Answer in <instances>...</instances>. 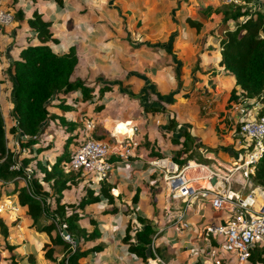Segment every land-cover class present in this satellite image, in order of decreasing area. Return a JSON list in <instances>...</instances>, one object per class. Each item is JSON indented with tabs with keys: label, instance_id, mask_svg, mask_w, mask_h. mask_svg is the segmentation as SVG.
Here are the masks:
<instances>
[{
	"label": "crops",
	"instance_id": "crops-1",
	"mask_svg": "<svg viewBox=\"0 0 264 264\" xmlns=\"http://www.w3.org/2000/svg\"><path fill=\"white\" fill-rule=\"evenodd\" d=\"M217 3L218 0L18 2L25 15L28 16L36 8L45 20L51 21L50 29L53 31V37L57 39L56 49L66 51L69 46L74 47L77 65L73 71V78L92 86L109 85L112 89L104 95L115 93L113 96L116 100L126 101L124 106L113 101L115 104L113 107L117 109L112 113L101 105L99 113L94 118L100 126L97 133L106 134L105 138L108 142L111 141V144L125 137L137 141L131 159L127 163L115 165L116 169L111 172L108 179L113 185L110 193L113 196L119 194L118 198L115 197L117 212L100 214V209L105 208L104 200L99 204H89L82 210L83 214L99 219L98 228L102 232L100 239L87 244L100 243L104 248L96 254L82 257L81 263L159 264L153 260L148 262L147 258L142 262L128 252L122 243V234L127 223H134V228L140 227L135 218L137 214L143 218L152 215L153 220L150 224L155 229L153 233L157 246L155 251L161 260L168 264H192L198 251L195 245L202 244L199 238L192 239L193 232L208 222L218 220L219 213L204 205L200 209L191 208L187 215L189 222L187 230L177 233L166 226L164 207L167 203L164 190H160L162 183L157 180L156 173L152 174V169L146 163L150 158L157 157L148 154L150 148L173 158V150L178 148L179 144L172 147V141L181 138L183 131H186L196 143V149L200 153L201 150L205 151L200 157H196L201 160L211 157L226 160L235 147V140L230 139L226 132L230 130L233 121L237 120L238 113L250 111L252 103L255 102L253 98H241L238 87L234 86L233 77L225 75L222 68L217 65L220 46L216 32L214 29L211 35V32L206 31L219 23V16L210 14L207 18H200L198 13L199 8ZM188 18L198 20L201 24L195 27ZM20 26L17 32L22 29L26 35L28 29L25 23H21ZM12 46H9L8 54L5 56L6 66L16 57L20 48ZM2 56L3 54L0 57ZM196 57L198 64L195 68ZM10 81L9 72V91ZM232 87H236L237 95L232 92ZM77 97L79 98V94L76 92L65 94L67 101H77ZM9 101L11 111V97ZM51 102L57 103L58 100L53 96ZM207 102L210 103V112L203 109ZM109 104L108 102L105 106L108 107ZM227 104L232 106L230 114L233 121H224L225 112L221 114L213 109ZM213 105L214 107H211ZM234 105L238 108L234 109ZM145 107H154L156 110ZM187 108H191L192 112L186 111ZM49 110L70 119H78L83 114L88 115V107H82L79 115H73L76 110L63 111L59 106H52ZM10 117L12 119L10 126H14L15 120ZM181 118L187 122L191 121L189 125H185L187 129L183 124L179 126L176 122ZM170 119L173 120L171 127H168V124L163 125L165 121L169 123ZM44 125L45 138L51 130L54 132L55 125L53 121H48ZM15 135L13 133V139ZM202 137L208 145H203ZM143 141L150 144L141 145ZM229 143H232V146L228 145ZM14 148L18 149L17 145ZM55 149L53 141L42 156L52 162ZM139 167L145 170L141 176ZM131 172L133 174H130ZM78 186L67 189L65 194L69 190L78 192L81 189L80 185ZM159 190L163 199L159 207L160 213H157V208L150 205L151 203L150 206L147 205L146 201H155L156 192ZM135 194L137 200L132 202ZM21 213L28 219L26 225L22 224V217L13 225L6 222L9 226L6 241L9 245L15 246L13 252L16 264H58L64 252L62 246L52 245L54 261L44 259L41 247L44 243H49V236L45 232L29 228L31 219L24 211ZM42 223L46 221L42 220ZM78 223L87 230L92 229V225L85 217ZM51 235H55L54 230ZM59 248L63 251L58 252ZM28 256H31L32 261H29Z\"/></svg>",
	"mask_w": 264,
	"mask_h": 264
},
{
	"label": "trees",
	"instance_id": "trees-1",
	"mask_svg": "<svg viewBox=\"0 0 264 264\" xmlns=\"http://www.w3.org/2000/svg\"><path fill=\"white\" fill-rule=\"evenodd\" d=\"M19 1L11 0V6L15 9L10 10V14L17 21L16 29L21 27V23H25L28 31L24 36L26 44L19 48L16 57L9 62L12 104L10 113L16 122L10 127V131L18 135L17 146L19 149H25L26 152L18 155L19 168H11L15 162V154L7 147L6 129L0 110V186L6 188L11 184L9 196L31 219L29 228L45 232L49 236V243H44L41 247L44 259L54 261L52 245L57 244L64 249L58 264H64L65 261L67 264H83L80 262L82 257L102 251L104 245L87 244L100 239L102 232L98 228L99 219L96 216L83 214L82 210L89 204H99L104 200L105 208L101 209L100 214L115 213L117 212L115 197L118 198L119 194L113 196L110 193L113 185L105 178L94 179L91 175L84 176L80 171L64 168L72 149L81 142L80 130L86 115H80L78 119H70L64 115H57L49 109L52 106H59L63 111H78L75 105L77 101H67L65 98V94L76 92L84 103L86 100H95L94 109L100 110L102 104L97 102L112 87L106 84L87 85L73 78V71L77 65L74 47L69 46L66 51L56 49L57 39L53 37V31L50 29L51 21L45 20L36 8L28 16L25 15L22 7L18 5ZM252 1L239 0L237 4L227 5L217 3L199 8L198 13L200 18H206L210 14L219 16L220 21L215 27L216 39L220 46L217 65L222 68L225 75L233 77V83L238 87L241 98L255 100L258 104L257 114L261 116L264 115V2L259 8H252ZM188 21L195 27L201 24L200 21L190 18ZM210 32L214 33V30ZM194 62L196 68L197 57ZM53 96L58 100L57 103L51 102ZM145 108L156 110L154 107ZM48 121L57 123L63 139L62 145L54 150L52 162L42 156L52 142L43 135L46 129L44 124ZM172 122L173 120L170 119L168 127L173 125ZM239 126V121H233L234 133L238 132ZM99 127L96 123L92 137L106 139V134L97 133ZM21 135L24 138H21ZM172 142L179 144V147L173 150V159L179 164L192 158L193 154L198 157L202 154L196 149V143L186 131L182 132L181 138H175ZM149 144L143 141L141 145ZM71 145H73L72 149L69 148ZM148 154L163 155L153 148H150ZM26 166L31 168L30 173L23 170ZM18 177H25V183L18 184ZM249 179L254 185L264 188V150L254 164V171ZM77 185H82L80 187L82 193L78 199L65 200V191ZM3 194L6 195L4 192ZM136 200L135 194L132 202ZM135 216L140 227L134 228V223H127L122 234V243L125 244L128 252L144 262L145 245L150 244L155 229L150 224L151 220L137 214ZM55 217L58 223L65 224L64 229L67 234L77 241L72 248L60 237L58 231L56 232L52 221ZM84 217L92 225V229L87 230L79 225V220ZM42 220L46 223H42ZM8 228L9 226L0 217V253L2 251L7 253L8 264H16L13 252L15 246L9 245L6 241ZM53 230L54 236L51 235ZM1 258L3 257H0V264ZM28 258L32 261L31 256ZM248 262L264 264V249L255 246L250 252ZM192 264L201 263L199 259H195Z\"/></svg>",
	"mask_w": 264,
	"mask_h": 264
},
{
	"label": "built area",
	"instance_id": "built-area-1",
	"mask_svg": "<svg viewBox=\"0 0 264 264\" xmlns=\"http://www.w3.org/2000/svg\"><path fill=\"white\" fill-rule=\"evenodd\" d=\"M26 0H20L23 2ZM220 4H237L239 0H218ZM12 20L10 13L0 11V24L5 25ZM210 103L203 105L208 109ZM256 102L252 103L250 111L238 113L239 130L234 133L235 146L226 160L188 158L183 163L176 162L167 155L157 156L147 160V165L158 175L164 187V197L167 206L164 207L165 224L175 232L181 233L189 228L187 215L191 208L200 209L207 205L212 211L218 212V220L204 224L193 232L192 239H198V250L195 259L201 264H249L250 252L255 246L264 249V188L254 185L249 179L254 171V164L264 150V115L257 114ZM234 109L238 106L234 105ZM16 123V122H15ZM96 121L91 116L83 118L80 130L81 142L72 149L65 165L66 170L80 171L81 175H91L92 178L109 176L115 165L127 163L133 156L137 141L131 137L120 139L111 144L106 139H95L92 132ZM236 135L242 140H238ZM15 135L13 141L17 145ZM21 138H24L21 135ZM18 147V146H17ZM13 169L19 168L18 154H24L25 149H17ZM205 151L201 150V153ZM111 157H114L113 159ZM31 172L29 166L23 169ZM25 183V177H18ZM19 207L10 196L0 197V217L11 215L15 217ZM56 232L66 241L70 248L74 241L65 231V224L52 220ZM66 232L63 234V232ZM155 236H151L150 258L159 264H168L161 260L155 251ZM196 244V242H195ZM61 258V257H60ZM194 261V260H193ZM64 264H67L66 261Z\"/></svg>",
	"mask_w": 264,
	"mask_h": 264
},
{
	"label": "rangeland",
	"instance_id": "rangeland-1",
	"mask_svg": "<svg viewBox=\"0 0 264 264\" xmlns=\"http://www.w3.org/2000/svg\"><path fill=\"white\" fill-rule=\"evenodd\" d=\"M262 2H264V0H253L251 2V7L252 8H259L260 7V4ZM12 9H15V8H13L11 6V0H0V11H2L3 13L6 14V13H10L11 12L10 10H12ZM16 27H17V21L15 20V18H13V16H12L11 22H9V23H7L5 25H3V24L1 25L0 24V56L3 54V56L0 57V81H1L0 82V110H1V114L3 116L4 125H5V129H6V143H7V147L10 149V151L13 152V154H16L17 153L16 152L17 151V148H14L15 142L13 141V138H12L13 132L10 131V127H11L10 126V123H11V120L12 119L10 117L11 116V113H10L11 111H10V106H9V102H10L9 101L10 100V95H9V92H10L9 91V89H10V83L8 82V78H9V72H8L9 71V65L6 66L7 59L5 58V56H6V54H8L9 46L13 45L12 48L13 47L19 48V47H21V46H23V45L26 44V41L24 40V35H25L24 32L22 31V29H20L17 32ZM212 27L213 28L210 29L209 31L207 30L206 33L214 30L216 26L215 27L212 26ZM212 34L213 33H211V35ZM13 52H15L14 49H13ZM10 54L13 55V53H10ZM3 63H4V65H3ZM232 92H234V94H235L236 87L232 89ZM113 94H115V93L105 94L103 96V98H101V100L99 102H97V103L103 104V106L107 110H109L110 113L115 112L114 109H117V108L113 107L115 105L113 101H117V103L118 104H121V106H124V104H126V101L125 100H123V101L116 100V98H114ZM235 95H237V94H235ZM236 97L237 96H235V98ZM85 102L86 103H84L81 98H78L77 97V102L75 103V105H77L78 111L77 112H74L73 115H79L80 109H82V107H85V108L88 107V111H87L88 116H91L92 118H95L97 116V113H99V109L98 110H95L94 109V102H95V100L90 99V100H86ZM108 102L110 104L107 107L105 105H107ZM211 107H214V105L211 106ZM213 109H215L214 111L217 112V113L218 112H221V114H222L223 111L225 112V117L223 119L224 121L225 120H232V117H231V114H230V112L232 110V106L231 105L227 104L226 106L214 107ZM210 110H211L210 108L207 109L208 112H210ZM186 111L192 112V109L191 108H187ZM84 113H86V112H84ZM176 122L179 124V126L183 124L184 127H185V125H187V124L189 125L191 123V121H189L190 123L187 122V121H184L183 118L177 120ZM167 124H168V122H166V121L163 123V125H165V126ZM54 125H55L53 127L54 128V132H53V130H51V132L49 133V135H47V136L45 135V136L47 137L46 139H48V141H51V139H52V142L54 141V148H58L60 145H62L63 139H62L61 130H60V128L57 127V123L56 124L54 123ZM185 128L187 129V127H185ZM57 130H58V132H57ZM233 130H234V127H233V124H232V126L230 127V130L226 132L228 134V136L230 137V139H232V140L235 139ZM236 137L238 138L239 142H240V140H242V138L240 136L236 135ZM60 142H61V144H60ZM110 142L111 141H109V143ZM237 142L235 144L236 147L239 146V143H237ZM203 145H208V142L206 140H204V138H203ZM228 145L232 146V143H229ZM171 146L172 147H175L176 146L175 142H173ZM72 147H73V145H71L69 148L72 149ZM192 158H197V157H196V155L193 154ZM138 170H139V175L140 176L143 173H145L144 172L145 170L141 169V167H139ZM140 170H142V172H140ZM130 174H133V173L131 172ZM88 177H90V175H88ZM17 183L18 184H23L22 179H19ZM81 186L82 185H80V187ZM76 187L78 188L79 186L77 185ZM10 190H11V184H8L6 188L0 186V197H2L4 195L3 192L6 195L9 196ZM160 190L161 191L164 190L163 185H161ZM160 190L156 192V195H157L156 197L157 198L156 197L154 198L155 201H150V202L146 201L147 202V205H149V203H151L150 205H152L153 207H155V209L157 208V213H160L159 207L161 206L162 199H163L161 197V195H160V193H161ZM78 192L76 190H69L68 193L64 195V197H65L64 199L65 200H68V201H76L78 199V197L80 196V194L82 193V189H79ZM156 203H158V204H156ZM96 209L98 211V208H96ZM92 211H95V210H92ZM21 212H23V211H21L19 209V211L17 212V215L15 217H13L11 215H8L7 216L5 214V215L2 216V219L5 221V223L7 222V223L13 225L18 220H21V217H22V219H23L22 220V224L25 223V225H26L27 222H28V219L25 216H23V213H21ZM146 219H149V220L152 221L153 220V217H152V215H150V217L149 218H146ZM60 251L62 252L63 249H60L59 248L58 252H60ZM55 253H57V249H56V252ZM156 254H157V252H156ZM1 256L3 257V259L1 258L2 259L1 260V264H8V261L6 259L7 253L5 251H2V253H0V257Z\"/></svg>",
	"mask_w": 264,
	"mask_h": 264
},
{
	"label": "water",
	"instance_id": "water-1",
	"mask_svg": "<svg viewBox=\"0 0 264 264\" xmlns=\"http://www.w3.org/2000/svg\"><path fill=\"white\" fill-rule=\"evenodd\" d=\"M66 232L64 231L63 234H65ZM77 241L75 240L74 243H76ZM145 256L146 258H150V246L149 244L145 245Z\"/></svg>",
	"mask_w": 264,
	"mask_h": 264
}]
</instances>
